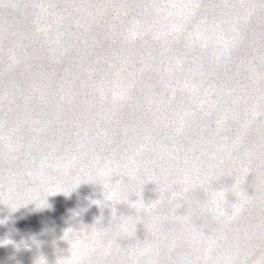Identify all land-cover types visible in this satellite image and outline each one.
Returning <instances> with one entry per match:
<instances>
[{
  "label": "water",
  "instance_id": "water-1",
  "mask_svg": "<svg viewBox=\"0 0 264 264\" xmlns=\"http://www.w3.org/2000/svg\"><path fill=\"white\" fill-rule=\"evenodd\" d=\"M69 261L264 264V0H0V264Z\"/></svg>",
  "mask_w": 264,
  "mask_h": 264
},
{
  "label": "clouds",
  "instance_id": "clouds-1",
  "mask_svg": "<svg viewBox=\"0 0 264 264\" xmlns=\"http://www.w3.org/2000/svg\"><path fill=\"white\" fill-rule=\"evenodd\" d=\"M72 192V191H71ZM71 192H69L67 195H69ZM62 193V192H61ZM66 195V196H67ZM47 207H50V206H47ZM42 208H46V207H42ZM46 260V259H45ZM69 264H75V262L74 261H69Z\"/></svg>",
  "mask_w": 264,
  "mask_h": 264
}]
</instances>
